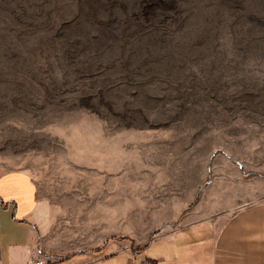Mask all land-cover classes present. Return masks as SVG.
Listing matches in <instances>:
<instances>
[{"label": "rangeland", "instance_id": "rangeland-1", "mask_svg": "<svg viewBox=\"0 0 264 264\" xmlns=\"http://www.w3.org/2000/svg\"><path fill=\"white\" fill-rule=\"evenodd\" d=\"M237 162L264 189V0H0V174L75 249L154 234Z\"/></svg>", "mask_w": 264, "mask_h": 264}, {"label": "crops", "instance_id": "crops-1", "mask_svg": "<svg viewBox=\"0 0 264 264\" xmlns=\"http://www.w3.org/2000/svg\"><path fill=\"white\" fill-rule=\"evenodd\" d=\"M237 164L242 170L238 183L210 180L192 208L177 204L173 219L154 234L140 236L124 228L114 234L124 238L89 250L75 249L69 231L55 227L52 210L29 172L0 174V264H34V258L46 264H264L262 180L246 178ZM189 197L192 201L194 192Z\"/></svg>", "mask_w": 264, "mask_h": 264}, {"label": "built area", "instance_id": "built-area-1", "mask_svg": "<svg viewBox=\"0 0 264 264\" xmlns=\"http://www.w3.org/2000/svg\"><path fill=\"white\" fill-rule=\"evenodd\" d=\"M33 263L34 264H46V261L43 258H34Z\"/></svg>", "mask_w": 264, "mask_h": 264}]
</instances>
